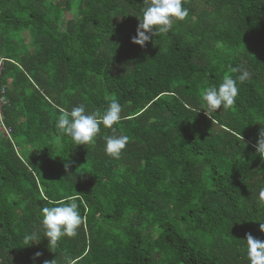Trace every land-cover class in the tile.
<instances>
[{
    "label": "trees",
    "instance_id": "obj_1",
    "mask_svg": "<svg viewBox=\"0 0 264 264\" xmlns=\"http://www.w3.org/2000/svg\"><path fill=\"white\" fill-rule=\"evenodd\" d=\"M182 6L141 47L144 0H0V264H249L247 235L264 241V0ZM228 65L251 78L208 116L204 90ZM113 99L123 119L89 144L58 134L59 108L100 119ZM110 135L128 137L119 158ZM61 200L78 205L77 234L25 244Z\"/></svg>",
    "mask_w": 264,
    "mask_h": 264
},
{
    "label": "clouds",
    "instance_id": "obj_2",
    "mask_svg": "<svg viewBox=\"0 0 264 264\" xmlns=\"http://www.w3.org/2000/svg\"><path fill=\"white\" fill-rule=\"evenodd\" d=\"M187 15L188 9L182 6V0H144L137 35L133 37L132 42L144 47L152 37L169 32L174 21H182ZM227 68L228 72L236 75L226 74L218 86H210L204 90L202 98L207 107V115L221 108L228 110L232 107L238 96V84H243L251 78V72L244 65H228ZM59 112L61 115L55 125L58 134L70 136L78 146L92 142L100 132L101 124L111 129L123 119L122 107L116 99L110 101L100 119L94 114L87 113L83 105L74 106L70 111L61 107ZM105 140V153L113 158H119L128 143V137L125 135H110ZM255 147L256 153L264 158V127L259 130ZM259 200L264 202V187L259 189ZM41 211L43 218L40 227L23 237V242L28 246L41 240V232L44 238L49 240L50 246H55L61 238L75 236L82 224L78 205L74 202L65 203L61 200L57 205L43 207ZM260 227L264 232V223ZM246 245L249 264H264V241L248 234ZM41 255L37 252L35 258L38 259ZM44 264H57V258L45 261ZM64 264H76V260L66 257Z\"/></svg>",
    "mask_w": 264,
    "mask_h": 264
},
{
    "label": "built area",
    "instance_id": "obj_3",
    "mask_svg": "<svg viewBox=\"0 0 264 264\" xmlns=\"http://www.w3.org/2000/svg\"><path fill=\"white\" fill-rule=\"evenodd\" d=\"M5 70V61H0V81L3 77V73ZM8 85H5L4 87H1L0 85V129L5 133L7 137L12 135V129L7 128L4 122V107L8 104L7 98H6V92L8 89Z\"/></svg>",
    "mask_w": 264,
    "mask_h": 264
},
{
    "label": "rangeland",
    "instance_id": "obj_4",
    "mask_svg": "<svg viewBox=\"0 0 264 264\" xmlns=\"http://www.w3.org/2000/svg\"><path fill=\"white\" fill-rule=\"evenodd\" d=\"M4 136H6V135H4Z\"/></svg>",
    "mask_w": 264,
    "mask_h": 264
}]
</instances>
